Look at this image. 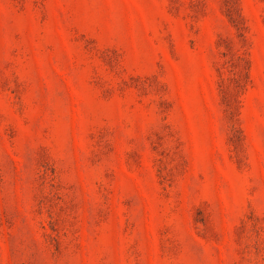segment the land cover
<instances>
[{
  "label": "rangeland",
  "instance_id": "1",
  "mask_svg": "<svg viewBox=\"0 0 264 264\" xmlns=\"http://www.w3.org/2000/svg\"><path fill=\"white\" fill-rule=\"evenodd\" d=\"M0 264H264V0H0Z\"/></svg>",
  "mask_w": 264,
  "mask_h": 264
}]
</instances>
